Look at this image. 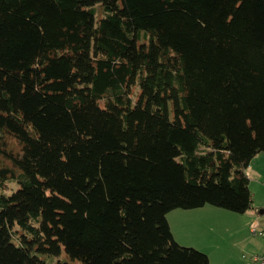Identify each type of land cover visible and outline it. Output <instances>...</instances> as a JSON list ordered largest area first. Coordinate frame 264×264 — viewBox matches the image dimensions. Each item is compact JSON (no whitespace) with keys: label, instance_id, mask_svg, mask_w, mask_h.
<instances>
[{"label":"trees","instance_id":"1","mask_svg":"<svg viewBox=\"0 0 264 264\" xmlns=\"http://www.w3.org/2000/svg\"><path fill=\"white\" fill-rule=\"evenodd\" d=\"M259 153L264 0H0V264H209Z\"/></svg>","mask_w":264,"mask_h":264},{"label":"crops","instance_id":"2","mask_svg":"<svg viewBox=\"0 0 264 264\" xmlns=\"http://www.w3.org/2000/svg\"><path fill=\"white\" fill-rule=\"evenodd\" d=\"M245 174L253 207L264 210V153L250 160ZM166 220L173 239L204 252L209 264H257L251 257L264 253V239L252 236L249 230L252 221L260 228L264 224L251 209L242 214L210 205L174 209L166 214Z\"/></svg>","mask_w":264,"mask_h":264},{"label":"built area","instance_id":"3","mask_svg":"<svg viewBox=\"0 0 264 264\" xmlns=\"http://www.w3.org/2000/svg\"><path fill=\"white\" fill-rule=\"evenodd\" d=\"M250 234L255 237H261L264 239V228H260L256 222H251L249 224ZM252 262L257 264H264V253L253 255L251 257Z\"/></svg>","mask_w":264,"mask_h":264},{"label":"rangeland","instance_id":"4","mask_svg":"<svg viewBox=\"0 0 264 264\" xmlns=\"http://www.w3.org/2000/svg\"><path fill=\"white\" fill-rule=\"evenodd\" d=\"M8 188H9V189H14L15 186H14L13 183H9V184H8ZM8 191H9V190H8ZM260 209H261V208H260ZM260 209L252 208L251 210L255 213V216H257V218L259 219L260 223H261V224H264V217H261V216H260V215H262V214L260 213ZM258 213H260V214L258 215ZM262 213L264 214V212H262ZM257 239H260V238H257Z\"/></svg>","mask_w":264,"mask_h":264},{"label":"water","instance_id":"5","mask_svg":"<svg viewBox=\"0 0 264 264\" xmlns=\"http://www.w3.org/2000/svg\"><path fill=\"white\" fill-rule=\"evenodd\" d=\"M264 212V210H260V213Z\"/></svg>","mask_w":264,"mask_h":264}]
</instances>
